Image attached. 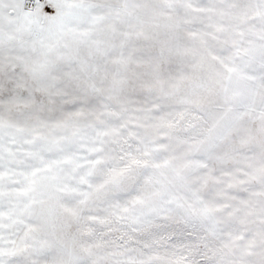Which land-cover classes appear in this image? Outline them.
Segmentation results:
<instances>
[{
	"label": "snow or ice",
	"instance_id": "obj_1",
	"mask_svg": "<svg viewBox=\"0 0 264 264\" xmlns=\"http://www.w3.org/2000/svg\"><path fill=\"white\" fill-rule=\"evenodd\" d=\"M0 264H264V0H0Z\"/></svg>",
	"mask_w": 264,
	"mask_h": 264
}]
</instances>
